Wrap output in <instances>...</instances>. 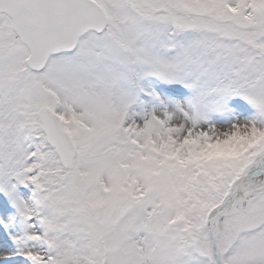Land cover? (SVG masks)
Listing matches in <instances>:
<instances>
[{"label": "snow or ice", "instance_id": "obj_1", "mask_svg": "<svg viewBox=\"0 0 264 264\" xmlns=\"http://www.w3.org/2000/svg\"><path fill=\"white\" fill-rule=\"evenodd\" d=\"M0 264H264V0H0Z\"/></svg>", "mask_w": 264, "mask_h": 264}]
</instances>
